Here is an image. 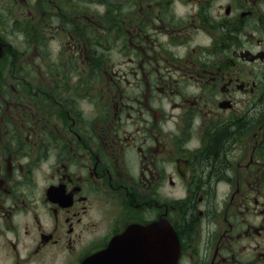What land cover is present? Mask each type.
Here are the masks:
<instances>
[{
    "label": "flooded vegetation",
    "instance_id": "1",
    "mask_svg": "<svg viewBox=\"0 0 264 264\" xmlns=\"http://www.w3.org/2000/svg\"><path fill=\"white\" fill-rule=\"evenodd\" d=\"M2 3L0 264H264V0Z\"/></svg>",
    "mask_w": 264,
    "mask_h": 264
},
{
    "label": "water",
    "instance_id": "2",
    "mask_svg": "<svg viewBox=\"0 0 264 264\" xmlns=\"http://www.w3.org/2000/svg\"><path fill=\"white\" fill-rule=\"evenodd\" d=\"M3 45L0 42V47ZM130 232L115 238L107 249L94 255V257L88 259L83 264H140L141 260L137 258L139 249H131L130 253L122 249L126 245ZM131 247L133 248L134 246L131 245Z\"/></svg>",
    "mask_w": 264,
    "mask_h": 264
},
{
    "label": "rangeland",
    "instance_id": "3",
    "mask_svg": "<svg viewBox=\"0 0 264 264\" xmlns=\"http://www.w3.org/2000/svg\"><path fill=\"white\" fill-rule=\"evenodd\" d=\"M5 7V8H4ZM12 11L11 8H8L2 3V0H0V14L6 15V13L9 14V12ZM11 31V28H9ZM8 38H12L10 35H8Z\"/></svg>",
    "mask_w": 264,
    "mask_h": 264
}]
</instances>
